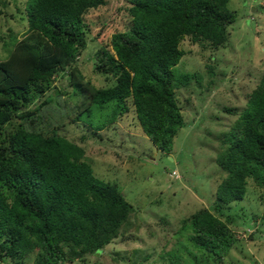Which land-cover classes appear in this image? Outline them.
Segmentation results:
<instances>
[{"label":"trees","instance_id":"trees-1","mask_svg":"<svg viewBox=\"0 0 264 264\" xmlns=\"http://www.w3.org/2000/svg\"><path fill=\"white\" fill-rule=\"evenodd\" d=\"M229 0H129L99 31L102 39L115 18L126 21L108 46L94 52L93 72L112 80L96 87L74 66L91 31L86 21L106 0H27L26 35L2 39L0 59V264H63L99 256L129 225L133 206L116 184L94 175L85 150L60 136L69 125L84 123L91 137L119 122L133 108L152 145L171 154L184 127L175 88L191 76L174 72L191 42L219 48L237 15ZM4 5V3L2 4ZM2 11H0V16ZM120 25V24H119ZM68 69V85L54 87ZM228 147L216 157L225 174L216 189L214 209L242 200L248 180L264 188V76L246 97ZM132 107V108H131ZM231 111V110H228ZM226 144V143H225ZM208 209L189 216L193 247L220 263L237 238ZM136 219V217H135ZM171 264H178L170 260Z\"/></svg>","mask_w":264,"mask_h":264},{"label":"rangeland","instance_id":"rangeland-1","mask_svg":"<svg viewBox=\"0 0 264 264\" xmlns=\"http://www.w3.org/2000/svg\"><path fill=\"white\" fill-rule=\"evenodd\" d=\"M26 2L0 0V59L6 56L2 39L20 40L27 33ZM106 3L87 17L91 31L74 64L85 80L102 88L113 82L93 72V55L100 43L108 46L112 33L122 28L121 22L127 19L124 12L117 13V27L109 28L102 39L95 40V36L113 17L116 4L130 6L129 0ZM228 8L237 19L228 27L223 46L211 48L190 38L180 45L185 55L174 72L180 79L186 74L191 79L175 88L185 124L174 139L171 154L152 145L132 107L95 137L79 122L58 131L85 150L84 160L94 175L116 184L134 208L129 225L99 256L63 264H171L170 260L178 264H264V188L251 180L242 200L218 209L222 221L230 218L227 226L237 238L220 263L212 254L195 249L189 230L182 229L186 219L201 209L219 214L214 209L216 189L225 174L216 165V157L227 149V136L246 106V97L264 76V0H229ZM54 79V87H64L69 96L75 94L67 87L68 69ZM33 258L31 254L25 264H32Z\"/></svg>","mask_w":264,"mask_h":264}]
</instances>
